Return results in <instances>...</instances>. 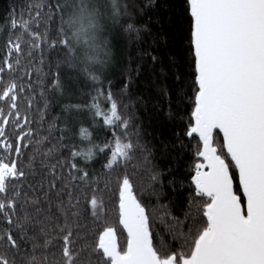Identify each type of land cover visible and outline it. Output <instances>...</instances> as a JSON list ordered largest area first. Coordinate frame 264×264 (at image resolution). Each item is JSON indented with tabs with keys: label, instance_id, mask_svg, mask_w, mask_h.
<instances>
[{
	"label": "snow or ice",
	"instance_id": "snow-or-ice-1",
	"mask_svg": "<svg viewBox=\"0 0 264 264\" xmlns=\"http://www.w3.org/2000/svg\"><path fill=\"white\" fill-rule=\"evenodd\" d=\"M109 3L103 26L84 0L73 15L69 0H32L29 9L8 18L11 31L0 56V264H264V0H184L192 73L187 92L178 95L190 103L185 135L198 138L199 159L182 218L167 205L151 208L145 202L146 196L158 198L162 173L142 142L135 106L120 98L128 96L130 79L113 92L107 74L114 66L113 33L119 29L138 39L146 29L133 22L131 9L142 14L135 0ZM153 6V0L144 3ZM53 14L59 20L54 34L48 27ZM56 49L57 71L46 74L45 57ZM64 70H75L92 90L91 103L63 111L89 112L94 127L110 131L111 139L97 144L92 131L81 127L79 136L89 147L70 150L61 162L52 141L70 147L63 143L70 129L53 123L41 133L50 105L37 101L36 89L41 97L48 87L63 96L74 80L62 78ZM165 99L171 108L167 91ZM28 152L27 164L19 166ZM97 153H110L102 188L99 181L88 184L89 172L75 162L91 161ZM38 156L50 182L33 188L26 181L35 175ZM113 181L114 222L104 211ZM157 220L163 232L156 230ZM117 226L126 230L123 245Z\"/></svg>",
	"mask_w": 264,
	"mask_h": 264
},
{
	"label": "trees",
	"instance_id": "trees-1",
	"mask_svg": "<svg viewBox=\"0 0 264 264\" xmlns=\"http://www.w3.org/2000/svg\"><path fill=\"white\" fill-rule=\"evenodd\" d=\"M57 2L61 0H48L49 4ZM69 2L73 6L68 9V14L73 15L76 12L75 6L80 0H69ZM84 2L86 7L99 14L97 20L103 26L110 12L109 0H84ZM145 2L146 0H135V3L140 5L142 14L136 9H131L135 16L133 22L138 27L146 29L140 32L138 39L135 36L129 37L119 29L113 33L114 66L110 68L107 78L113 82V92H119L124 88L126 78L130 79L128 96L120 98L135 106L136 116L139 118L137 122L143 133L142 142H147L152 151L151 162L155 169L162 173L158 198L157 196H146V204L151 208L157 205H167L172 216L182 218L181 209L192 187L190 184L192 166L199 159L194 155L199 143L198 138H188L185 135L190 118V103L182 101L181 96L178 95V93L187 92L191 80L192 65L188 43L190 20L185 11L184 0H153L154 6L150 8L144 7ZM30 5H32V0H0V56L5 54L6 40L11 31L8 18L13 15V12L18 15L22 9H29ZM101 16L104 18L101 19ZM58 24L59 20L53 14L48 22V27L53 34ZM59 51L60 49H56L46 55L45 59L50 62V65L44 66V73L57 71L55 61L59 59L57 55ZM22 63L26 61L22 60ZM61 76L62 78L69 76L74 78L71 87L65 91L63 96L48 87L44 97H41L38 95L40 88L37 87L36 99L41 102L47 99L50 105L45 114L43 128L40 129L42 134L46 135L45 130L53 123L58 128L70 129L63 133L65 137L63 143L70 147L61 148L55 140L52 141L56 144L58 158L61 162H66L70 158V150L89 147L88 142L83 141L79 136L81 127H88L92 131L93 140L97 144L104 142L102 138L110 140L111 134L104 127H94L90 122L89 112L65 113L63 111L66 105L91 103L88 93L91 92L92 85L75 70H64ZM177 76H180L179 81L176 79ZM33 79L36 80L37 77L34 75ZM43 83L47 86L52 81L50 78L44 79ZM165 91L170 95L171 108L165 99ZM20 107L22 112L27 110L23 101ZM57 117H63V120L54 119ZM95 123L102 125V120H97ZM8 135L14 136L11 130ZM54 135L60 136L61 133L57 131ZM216 137L217 143L222 144V136L217 133ZM30 154L31 152H28L23 159H18V165L23 167L27 164ZM109 155L110 153H97L91 161H85L82 157L76 158L75 162L78 166L89 172L88 184L95 186L94 182L99 181L102 188L106 172L104 165ZM40 159L41 157L38 156L33 165L35 175H30L26 181V184H30L33 188H39L41 184L47 185L50 182L45 175L46 169L40 167ZM5 162L9 161L6 159ZM169 181L176 183L169 185ZM12 182L23 183V181L15 180ZM74 183L80 184L82 191H87L84 188V182ZM109 187L112 191L104 197L106 203L104 211L114 222L116 219L115 203L112 202L115 200L114 181ZM64 203H67L66 199ZM159 215L165 217L166 214L160 210ZM87 222L86 220L85 223ZM155 228L157 231H164V226L159 220ZM117 232L119 243L123 245L127 235L121 226H117Z\"/></svg>",
	"mask_w": 264,
	"mask_h": 264
},
{
	"label": "water",
	"instance_id": "water-1",
	"mask_svg": "<svg viewBox=\"0 0 264 264\" xmlns=\"http://www.w3.org/2000/svg\"><path fill=\"white\" fill-rule=\"evenodd\" d=\"M217 133H219V132H217ZM221 136H222V134L221 133H219ZM188 138H192V137H188ZM122 227V226H121ZM123 229V228H122ZM124 232H125V234H126V230H123ZM127 235V234H126ZM117 236H118V232H117ZM118 239H119V236H118Z\"/></svg>",
	"mask_w": 264,
	"mask_h": 264
},
{
	"label": "rangeland",
	"instance_id": "rangeland-1",
	"mask_svg": "<svg viewBox=\"0 0 264 264\" xmlns=\"http://www.w3.org/2000/svg\"><path fill=\"white\" fill-rule=\"evenodd\" d=\"M81 150H84V151H86V150H87V148H82Z\"/></svg>",
	"mask_w": 264,
	"mask_h": 264
}]
</instances>
